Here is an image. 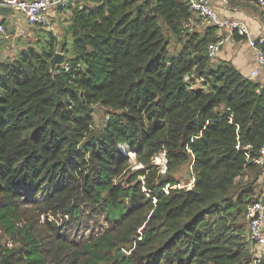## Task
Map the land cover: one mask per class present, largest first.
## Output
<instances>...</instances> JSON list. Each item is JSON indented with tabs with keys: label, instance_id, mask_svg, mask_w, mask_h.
<instances>
[{
	"label": "trees",
	"instance_id": "1",
	"mask_svg": "<svg viewBox=\"0 0 264 264\" xmlns=\"http://www.w3.org/2000/svg\"><path fill=\"white\" fill-rule=\"evenodd\" d=\"M193 16L188 0H79L62 39L0 62V264L252 263L261 168L236 144H264V82L213 62L216 29ZM184 163L194 183L174 187Z\"/></svg>",
	"mask_w": 264,
	"mask_h": 264
},
{
	"label": "built area",
	"instance_id": "2",
	"mask_svg": "<svg viewBox=\"0 0 264 264\" xmlns=\"http://www.w3.org/2000/svg\"><path fill=\"white\" fill-rule=\"evenodd\" d=\"M79 0H0V8L7 6L11 12L22 15V20L16 30H9L4 23L0 22V39L8 41L9 45L14 46V38L23 36V26L50 27L54 17L69 4L77 3ZM190 7L194 11L195 20L185 24L189 30H194L200 24L215 27V40L207 45V55L214 58L219 48L232 36L236 35L246 41L251 48L256 65L249 71L251 78L258 77L260 70L264 68V35L253 34L248 24L241 19L221 16L216 10L211 0H188ZM227 6L229 0H219ZM256 6L264 8V0H253ZM17 39V40H18ZM243 149L246 161L251 162L261 168V175L258 179L257 198L246 205L245 217L247 221V240L253 249V260L255 264L264 260V144L252 154V145L245 144L242 147L236 144V149ZM131 153V152H130ZM133 154V153H132ZM162 154V153H161ZM160 155V154H159ZM132 156V155H131ZM161 172L166 169V159L161 155ZM194 183V177L190 186ZM175 186V185H174ZM168 185L165 190L167 191Z\"/></svg>",
	"mask_w": 264,
	"mask_h": 264
},
{
	"label": "rangeland",
	"instance_id": "3",
	"mask_svg": "<svg viewBox=\"0 0 264 264\" xmlns=\"http://www.w3.org/2000/svg\"><path fill=\"white\" fill-rule=\"evenodd\" d=\"M72 7L76 6V3L70 4ZM72 7L66 8L63 11L59 12L56 15V18L54 21H52V24L50 27H39V26H23L24 29V35L21 36L18 39V37L14 38V46L8 47V41L6 40H0V62L6 61V60H12L18 56L20 51L22 49H25L28 47V45L33 44L36 49H40L42 46V43H44L45 36L47 34V31L51 30L52 33L57 37V39H62L64 36V28L69 24L70 15L72 12ZM252 12L255 15L260 16L261 18L264 17V8H260L255 5V3H252ZM264 24V23H263ZM262 35H264V31L260 32ZM170 52L172 54H176V52L180 49L181 45L177 42V39L174 37H170ZM40 41V42H39ZM71 39L68 40V46H70ZM67 56L70 57L71 53L68 51ZM216 57V56H215ZM214 57V58H215ZM201 85V82L197 80L194 84V87H199ZM92 115H93V128L98 129L103 122L107 119V109L102 107L99 104L93 105L92 108ZM163 154V153H162ZM158 155L154 162L161 166V155ZM132 155V152L129 153V156ZM133 165L132 168H137L140 165L138 163H135L134 161L131 162ZM161 172V170H160ZM162 173V172H161ZM174 178L177 180V184L174 187L177 188H189L191 180L193 178V173L191 171V167L189 163H184L181 165L174 173ZM145 191V190H144ZM246 218V217H245ZM87 232V231H85ZM127 252V251H126Z\"/></svg>",
	"mask_w": 264,
	"mask_h": 264
},
{
	"label": "crops",
	"instance_id": "4",
	"mask_svg": "<svg viewBox=\"0 0 264 264\" xmlns=\"http://www.w3.org/2000/svg\"><path fill=\"white\" fill-rule=\"evenodd\" d=\"M211 3L215 7V10L225 17H233L244 20L253 34H261L264 31V17L261 18L252 12L253 0H229L227 6L222 5L219 0H211ZM54 17L53 21L55 20ZM22 20V15L9 11L6 15L0 13V22L14 31L19 26V22ZM195 20V15L193 16ZM208 26L200 24L195 27L194 30L203 33ZM218 33L215 30L214 35ZM1 40V39H0ZM9 44V43H8ZM10 48V45L8 46ZM225 60L234 65L242 74L249 75V71L256 65L253 52L248 46L246 41L240 39L236 35H232L220 48L215 58H212L213 62ZM258 79L264 82V68L260 70Z\"/></svg>",
	"mask_w": 264,
	"mask_h": 264
},
{
	"label": "water",
	"instance_id": "5",
	"mask_svg": "<svg viewBox=\"0 0 264 264\" xmlns=\"http://www.w3.org/2000/svg\"><path fill=\"white\" fill-rule=\"evenodd\" d=\"M153 9L156 12V7L155 6H153ZM9 11H11L10 7L4 6V7L0 8V13L2 15H6ZM62 59H63V55L58 52L57 55H56V59L54 60V63H60L62 61Z\"/></svg>",
	"mask_w": 264,
	"mask_h": 264
}]
</instances>
